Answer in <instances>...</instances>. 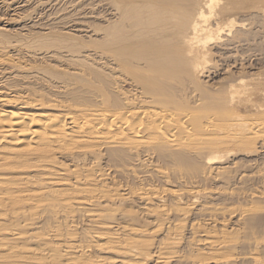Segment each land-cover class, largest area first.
<instances>
[{
    "label": "bare ground",
    "instance_id": "6f19581e",
    "mask_svg": "<svg viewBox=\"0 0 264 264\" xmlns=\"http://www.w3.org/2000/svg\"><path fill=\"white\" fill-rule=\"evenodd\" d=\"M28 1L31 2L32 0H28ZM28 1L26 4H28ZM57 1L58 3H64L65 6H67L66 7L67 9L72 8L70 10H73V9L75 10L77 6H80L79 5L80 2L82 1L84 2V0H57ZM85 1L88 2L91 0H85ZM98 1H96L97 3H95L94 1L93 2L99 5L100 2L102 1V3L104 4L103 6L106 7L104 11L105 10L107 11V15L105 16L106 18L103 17L106 21L101 20L103 22L105 21L104 23L106 24L102 26L103 22H101L102 23V25H100L101 27L98 26L96 28H91L92 30H89L90 26H89V29L85 28L87 30L85 31L84 29L86 34H90L88 36L86 35L88 42L87 40H84L85 43H81L77 39L73 38L72 34L70 36L69 35H62V36L52 35L53 37L51 36V38L46 39L47 38L46 35L49 33L48 31L49 29L47 30L48 31L47 34L45 33V35L43 36L41 35L38 37L39 40H41L39 44H38L39 41L37 42L38 38H35V42L30 41L33 44L35 43L33 46L35 45L37 47L42 46L43 49L39 51L34 50V52L25 51V53L23 54L30 56L29 57L30 59L27 58V60H31V58L33 57L37 59L38 57L40 59L48 58L51 61H54V63L52 62L54 64L53 66H52V63L50 64L46 61L48 63L47 65L48 68H46V66L43 67V69L28 68L27 65L26 66L22 65L21 63L22 61L17 62L15 61V59H12L11 58L12 56L8 58L6 57L7 59L3 58V60L0 61L3 65L7 66L5 72H10L8 73L9 76L5 78L6 81L8 80L10 82L11 80H13L16 84L12 86L11 83L13 81L11 83L8 82L9 85H11L12 87H10L9 89L7 87L6 89L5 88L0 89V106H1L0 108H2L0 110V264H24V263L29 262L27 260H30V262L33 261V262H37L41 264H92L93 262L90 259L88 253L91 252V249L92 250L99 249L97 251L102 250V252L103 250H106L105 243L102 244L103 243L102 240L103 241L106 240L105 242H107V240L111 241V243H109V246L110 244H113L111 249L117 250V251H119L118 249H120V251L124 252L122 256L125 255V259L123 261H118V262L113 261V260L102 261L104 262V264H142L143 262H148V261L149 262L154 261L157 264H170L171 262H175L177 264H239L240 262L241 264H245L244 262H247V264H264V256L263 255L261 256V254H264V251L261 252L262 249L260 246L263 240H258V241L256 240L258 238L257 232H256L257 238L255 236L254 238L256 239H253V240H255L257 243L259 241H262V242H259L257 244L254 241L256 243L255 245H252V242H251L249 246L252 245L255 247V248L253 247L254 250L252 248L253 251H251V253H250V250H249V253H242V254L241 253L238 254L239 252L236 253L237 250H239L238 247L242 245L244 248V246L248 245V242L250 243V241H253L251 239L253 238V236L251 235L253 233H251L250 231H246V228L242 226L243 227L242 229H245L243 238L245 239V236L247 237V235L249 234L250 236H252L251 238L250 237H248V239L246 238L247 243L244 244V241H243L244 239L240 235V231L243 232L244 230L238 231V229H240L241 225L245 223L244 220L246 218H250V216L251 217L254 216L253 215L255 214L253 213L254 211L258 212V210L255 209L257 207L256 204L260 203L259 199L263 198L264 193L258 192L257 194H254L256 189L252 190L251 191L252 194L251 192H249L251 195L248 193L249 195L248 198L251 201L247 198L248 195L246 196V198L249 200V203H251L252 201H253L252 203H254L256 199L259 200L258 203H256L257 201L255 202L256 207L254 209L252 207L254 205L251 206L252 207L251 209V207L248 205L249 203H246V202L244 203L245 204L244 206L245 207L249 206L250 208L249 207L245 208L244 206H243L244 208H239L242 206H239V207L237 206L238 207L237 209L233 208L235 206H231L230 208H223L222 205L220 206L219 205L216 206L214 204L208 205L207 203L205 204V202H203L204 204H202V200L204 201V199H206L207 195L209 194L207 193H206L207 195L205 194L206 188H204V186L203 188L205 189V191L195 186L197 184L194 181V179L197 177L199 178L203 177L202 180L204 181L205 178L214 177L215 175L217 178V177H220L224 173L227 174L226 176H228V179H229L230 175H228V173L230 172L231 174H233L234 172L233 171L227 172V170H231V169H227L224 167H223L224 169L221 168L222 163L220 166L219 165L220 161H222L226 157H229L230 154H234L236 151L237 152L247 151L249 154V153L256 152L258 149L259 150L261 149V151L262 149H264V80L263 81H261L260 79H259L260 81L258 79L248 80L244 78L237 79V81L235 80V82L232 80V83L229 82L230 83L229 85L227 84L228 82L224 83L227 85V87L224 86V89H223L224 91H221L220 89V92L218 93H216L215 91H213L215 93H213L212 91L207 92L209 90H206V91L199 90L201 89L200 87L202 85L199 86L201 83H200V80H198L200 77L202 76L204 77V75L206 74V71L208 69L205 71V69L207 68L205 66L209 63L211 64L213 63L211 62L213 61L212 60L214 56L213 53H216V52H213L214 48H217V51L219 50L217 55L219 54L225 55L226 53L229 54L231 52H234V50H237L240 46L243 45V43L245 46V43L250 41L245 36L246 35L245 33L248 32L253 26H255V24L253 23L254 19H257L259 21V18H260L261 23L264 21V8L253 6L250 10L254 11L256 9L257 12L255 10V13L252 14V18L247 19V20L238 21L237 20V18H239L238 14L249 13L250 11L249 9H245L241 7V0H101L100 2ZM17 2L18 1H16V3ZM8 3H6V5ZM12 4H9V5H12ZM42 4H38V5H41L42 7ZM44 4H46V2H44ZM1 5H3V3ZM16 6L18 7L17 4ZM87 6H89V4ZM91 7L89 8L90 10L88 11L92 10ZM23 8H24V3H23ZM58 8H56V10L59 11ZM99 8L101 9V7ZM76 11L79 13L81 17L83 16L84 10L81 7L79 8L77 7ZM75 12L73 11L71 15H74ZM18 14H17V17H18ZM29 14L27 15L26 13L27 15L26 18L27 17L29 18ZM85 15H88V12L87 14L85 13ZM93 15L95 16L96 14H93ZM58 16H56V18ZM75 16H76L75 18L78 17L76 13H75ZM59 17H63V16H59ZM68 17L69 18L65 17L66 18L65 22L68 19H71L70 16ZM81 17H78V18H81ZM84 17L87 18L86 16H83L82 18ZM10 18L11 17H9V19ZM96 18L98 19V17ZM212 18L214 22L210 23V21H212L211 20ZM20 19L23 20V17ZM13 21H15V19ZM16 21H18L17 18H16ZM60 21H57V24ZM73 21L75 22V20H71L69 22H66V24L64 22V24L67 26ZM62 22L59 24L60 26H63L64 28V25H61ZM32 23L34 24V22ZM38 23L42 24L40 22ZM261 23H258V24H261ZM39 24H38V27L40 26ZM36 25L37 24H35V26ZM48 25L47 27L52 26V24L49 26ZM71 25L72 24L69 25L70 28H71ZM44 28H46V26H44ZM51 28H50V31H51ZM60 28L62 29V27ZM2 31H3L2 32L3 36L5 35L4 33L7 34V31L4 32L3 29ZM52 32H55V31L52 30ZM68 32H79L80 33L81 31L79 30L69 31L68 30ZM29 39H27V41ZM81 39L82 37L80 38V40ZM14 44L11 46L16 48L17 46H19L20 43H18L17 41L18 45L16 46V43ZM247 45L249 46V44ZM19 47L16 49V52H20L21 54L24 50L21 49L22 48L21 46ZM32 47H29L30 48L29 50H31ZM1 49H5V47H1ZM43 50L44 52L40 53ZM21 55L19 56V58L21 57ZM222 55H221V58H222ZM34 60L33 62H35ZM43 62L44 64H46L45 60ZM28 63L30 64V62ZM2 64H0V66H3ZM212 67L213 66L209 68L208 66L210 70L214 69V67L213 68ZM207 75H209V73ZM103 76H105L106 78L108 77V79L109 80L111 79V81H115V83L110 81V86L112 87L113 85L114 87L115 85V87L118 88V90L115 91L116 93L115 96L117 97L122 96L121 101H123V104L121 101H118L121 103H118L116 100L115 101L119 104V106H121V108H119L118 104L117 105L115 104L116 102L114 101V99L113 101L115 103L112 101V99H110L112 97H115L114 95H110L109 93L108 95H110L109 96L110 98L105 95V92L107 91L105 90V88H103L104 87L103 84L106 78L103 80L104 78ZM185 76L194 80L195 82L193 83L195 85L197 83V85L195 86L193 84L194 85L193 87V85H191L192 81L190 82V85H188L189 83L187 84L188 80H185L184 78ZM189 78H186V79H189ZM108 79L105 80V82L106 81L108 82L109 81ZM182 80H184L183 82H186L188 87L192 86L193 89L195 88V91L191 88H188V89H191L190 91H194V92H191L193 94H188L187 92V95H186L185 92L188 91V89L185 86V92H184ZM0 81H1L0 82V85H1L5 80L2 82V79H1ZM26 81H31V82L27 84ZM107 82L105 84H107ZM30 84H33V87L39 86L42 88V90L44 88L45 90L46 89H53V91L56 90L57 96L54 97V99H50L48 97L47 99L49 100H43L42 99L44 96V95L42 96L43 91L40 93L39 87L38 88L36 87V90L33 89V87L28 88ZM121 86H129L135 92L141 93V95L143 96H140V95L138 96V94L135 92L133 93L137 94V96L131 97L129 95L131 93L129 94L126 93L127 95H129L127 96L124 93L126 90L124 89V87H123L124 92H122L124 94H122L119 91V88H121ZM111 87H110V90H111ZM196 89L199 90L200 92H197ZM202 89L204 88L202 87ZM113 90L115 89L112 88V91ZM117 91H118V95H117ZM83 92L85 93L84 95H83ZM119 92L122 95H119ZM182 92H184L187 97L190 96L192 100H190L189 97L188 98L192 102V105L193 104L195 105L194 107H192L191 104L187 102L188 100L185 101V99L182 100L181 98H179V95ZM94 93L97 94L96 96L102 97L100 102L98 100L99 98L97 99L96 97L94 98L91 97L94 95H90V94H94ZM44 94H45V91H44ZM69 94L74 99V102L76 99H79L77 100V102L81 101L80 103H78L79 106H77V103L75 106H73L75 107L74 111L73 112L71 111L70 113H68L70 111L69 110L70 108L69 109L67 108L66 101L68 99H69L68 100L69 102L70 100H72V102L69 103L70 105L74 102H73V99H70L71 97L68 98L67 95ZM135 94H132V95H135ZM86 95L87 96L90 95V97L87 98ZM40 96H42V98H40ZM65 97L66 99L67 98L68 99L66 100ZM84 97L88 100H85ZM83 100L87 102L82 103ZM67 109L69 110L68 112L66 111ZM159 150H161L162 155H166V153H168L169 156L171 155L173 157V158L172 157L167 158L165 156L167 158V161L169 159H173L174 161L173 165L177 164L174 168L172 163L170 164L171 160L167 162L169 163L168 165H172L173 169H176L175 171L176 173H178L179 178L176 176L174 177L178 178L177 179L178 181L187 180L188 182H190V185L193 184L192 189L188 190L186 188L188 191L183 190L182 188L179 187V185L181 184L177 186L178 188L184 191L183 193H181V191L178 193L175 191H171L170 190L171 188L169 189L168 185H167L168 186L167 188L169 190L165 188L166 190H163V191H159L156 188L154 189L152 187L144 188V186L143 188L142 186H140L141 187L140 189L138 188L139 184H137L136 186L137 188L135 187L136 185L135 182L139 181L136 177L139 178L140 176L141 178V175L139 174H141L143 170H140L141 171L140 172L139 169H141L140 167L142 166L144 167L145 175H148V174L152 175L153 173L155 174L157 173L159 178L162 180L163 179L166 180V178L168 177L167 174H164L165 172L164 170H166V167H165L166 164L164 165V162L166 161H164L163 159H166V158L159 155L163 158L162 159L160 157L164 161L163 162L157 156L159 162L160 161L163 162V166L165 167V169H163V166L158 165L160 168L162 167L163 169V171L161 170V172H159V169H157L156 171V167H158L157 165H155L156 167L153 168L155 170H152L151 168L153 166L151 167L149 164L150 161L153 159L154 155L156 154V152L157 151L159 152ZM162 151L166 153L163 154ZM104 152L105 153L109 152V153L116 154V155L118 154L117 159L118 158L123 159V161L120 159L121 163H119V165L122 164L124 160H126L127 158L125 155H123L125 154V152L131 153L129 155L135 154L134 155L135 157H138L139 154H144V156L142 155L141 156L144 157L145 160L144 159L141 160L140 163L142 165L140 164V167L138 165L139 168L136 167L137 166L136 164H133V166L136 165L135 167L138 169L136 170L139 172L138 174L139 176L136 174L138 172L135 170V168L130 167L131 163H129L130 161L129 158L131 157L129 156H128L129 160L128 159L126 160L128 161V163L126 161H125L126 163L124 162L125 168L123 167L124 165L122 166L120 165L121 167H119L118 165L114 164V167L115 166L119 167V168L117 167V169L115 168L116 171L123 167L124 174H125L126 167L127 168L130 167L136 171L135 173L136 177L134 176L135 174L134 175L132 173L131 175L127 174V178L125 180L129 179L128 178L129 176H130V179L133 176L132 178L133 181H134V178L137 179L134 182L129 179L130 181H132L131 183L135 185L128 184L131 186V188L134 186L137 191L133 190L135 191L133 192L128 189L130 191L128 192V190L125 189L123 186H118L119 185L118 183H117L118 185L114 183L116 185L115 187L113 188L110 187L108 184H111L110 181H113V178H112L113 176L111 177L110 175L111 169H108L109 170L107 171L108 173H105V170H107L108 167L104 169L100 166V161H102V159H99L100 161L99 160L94 161L93 159L94 162L90 160L92 163L90 165V163L88 162L89 159H92L90 157H93V158L95 157V160H96V157H99ZM75 155H77L78 159L79 157L81 158V162H82V158L86 156L89 157V159L87 158L88 159L87 162L91 166V167L89 166V169L91 168L93 172L95 171L100 172L102 171V169H104L103 172H100L101 174L98 172L99 173L98 177H97V172H95L96 177L93 176L94 178H96L95 182L98 180L99 182L98 184H101L100 187L98 186V187L93 188L91 185L85 182L90 187L86 186L82 178L84 180L89 179L87 176L88 174L83 173V177H82V175L80 174L82 172L79 173L78 171V170L81 171V169L78 168L77 170L76 168V167H80V165L82 164L81 162H78L80 163V165L77 166L78 164L77 163L75 167L71 165L72 163L71 164L69 163L71 166L68 165L69 167H67V164L65 163H68V162H64V164L66 165V168L64 167L65 169L60 167L61 168V170L59 169L60 171H57V172L54 171L55 169H53V167H57L56 164L60 163V162L56 163V161L58 160V157L56 156H64L67 159L72 158V161H73V157ZM103 156L101 155V158ZM112 156L114 157V155ZM142 157L139 156L138 158H142ZM105 158L107 159V157ZM109 158L110 160H114V159H111V156ZM133 159H131L132 163H134L135 162L134 160H136L137 158L134 160ZM152 161L155 164L156 161L155 162L154 160ZM117 162H114V163H117ZM110 164H113L112 161ZM126 164H130V165L127 166ZM215 164H218L219 167L215 168L214 166H218ZM58 166L60 165L58 164ZM86 166L88 167L87 164ZM87 167L84 166L83 168V169L86 168L85 169L86 172L88 169ZM110 167H113V166L110 165ZM168 168L170 169V166H168ZM131 170L127 169V171H130V172L134 171V170L132 171ZM224 170H226L227 173L222 172ZM92 171L91 173H93ZM123 171L121 172L120 175L118 174V178L119 176L124 175ZM22 172L25 175L21 174ZM32 172H33V176L30 177L29 175ZM15 173L16 174L18 173L17 174L18 176L20 175L19 177L17 176L18 177L17 179L16 178L14 179L12 177L13 174ZM36 173L37 175L38 173H40L41 175L39 176L41 177L40 178H37L39 176L35 177L34 174ZM60 173H63L65 175L63 177L70 176L71 178L75 179L74 182L78 181L79 183L82 180L83 185L85 184V187L82 186L81 184L82 182L79 184L78 183L76 184L84 187V189L86 187L89 188V189H86L85 191L83 189L82 192L87 193V196L88 194H90V197H92L90 198V200H92V204L95 206L101 207L99 208V210L100 209L102 210L104 208L101 206V204L104 205L103 203H108V205L110 204L114 206L116 202L119 201L118 200L119 195H117L118 194L117 192H119L118 188L123 187L124 192H122V194L123 193L124 194L123 196L121 194L120 197L128 196L127 198H129L130 201H131L130 199L131 197L132 200L135 199L136 201H138L136 202V204L137 203L142 204L143 207L139 206L141 208L140 211L138 210L137 211L135 210V211L138 212L140 216H143L142 219L145 217V220L146 219H150V220L153 219L154 221L157 220L156 222L158 224L160 223L161 225L160 224L157 225L156 222H153V221L152 222L153 224L154 223L156 224L155 226H157V228L159 229L162 228L163 229L162 231L166 230L165 237L162 236V238L165 240H163L162 244L159 241L158 243L159 247L156 248L154 247L155 242L151 240V238H153L152 236L155 237L154 234L157 233L155 231L156 227L154 228V230H151L149 233V231L147 230V227H146V230H143L145 227L144 222L142 224L144 225V227L141 226V228L143 229H141L140 227L137 228L133 226V224H130L133 227L129 226L128 225L129 222L128 224H126L127 219L132 220L131 218L133 216L131 218L129 217L133 214L131 212H130L131 214L129 213L130 210L126 211L127 208L125 210L123 208L124 206L123 205L121 206L122 211L121 213H119L121 214V217H123L124 214L126 215V212H128L130 215L128 216L127 214L128 217L126 216L127 217L126 221H123V224L124 222L126 224L124 225V227L118 226L119 228L116 229L114 232L112 231L111 234L101 233L102 231L100 233L98 232L94 233L95 231H93V233H89L92 231H88L87 233V231L82 229L86 232L85 238H87L86 240L87 242H86V245L85 243H83L85 242L84 236H83V234L85 235V233H82L81 240L83 239L84 241L82 242L83 244H81L80 242L77 241V238L74 237L77 234L75 231L76 228H73L74 226L70 228L66 223L65 225L63 223L64 226H62V224L59 225L58 223H62L60 221L57 222L58 219L61 218L60 216H58V219L55 220L56 222H54L52 219V215L53 216L55 214L59 215V213L60 215H62V213H64V215L67 213L70 215L71 214L70 212H73L74 206L77 208L79 206L81 207L83 206V205L76 206L75 203L77 201L74 202V198L67 197V196L65 197V194H62L64 192H60V191L58 192L53 189L54 187H57L59 189L58 186L62 184L63 182V179H60L61 177L59 178ZM237 173L240 174L239 172ZM171 174L174 175V173H170V175ZM234 174L231 175L232 176L231 179L234 178L233 176H236ZM21 175H24L25 177L26 176L27 177L23 178L24 176L21 177ZM153 177H154V180L157 179L156 180L157 182L161 181L158 178H156L157 176L154 174H153ZM122 178H123L122 180H124V176ZM170 178L172 177L171 176L168 177V179ZM176 178H173V181L176 180ZM220 178H222V176ZM243 178H245V176ZM243 178H239L237 180L239 181L240 179H243ZM248 178H245L243 180H246ZM68 179L70 180V178ZM68 179L66 180L68 181ZM147 179H145V181H147ZM149 179L148 180L150 182L154 181L152 178H149ZM252 179H254V177ZM233 180H235V178ZM243 180H240V181H243ZM16 181H19L20 184H17ZM23 181H26V184L27 185L29 184L28 187H31V188L35 183H37L38 184L37 190L33 192H28L29 190L28 188V190L26 189L27 190L26 192L25 189H22V187L25 188L27 186ZM89 182L90 184L91 182L92 184L95 183L94 180L93 181L90 180ZM166 182L167 181H164V183ZM176 182H173V183L177 184ZM229 182H232V181L230 180ZM73 183L71 184L72 186H73ZM170 183L169 185L171 186ZM30 184L32 185L30 186ZM126 184H127V181H126ZM145 184L147 183L144 182V185ZM150 184H152V182ZM150 184H147V185H150ZM78 185H75L74 183L75 188L77 187L79 188L80 186ZM128 185H126V187L130 188V186ZM117 186L118 188L117 190H115ZM66 188H69V187H66ZM111 189L114 191L111 192ZM22 190H24V192ZM75 190L76 189H74V191ZM79 190H80V193H82L81 192L82 189H79ZM224 190L226 191L227 189H224ZM66 191L65 193H70ZM113 192L117 194H113ZM222 192H223V189L219 193H222ZM85 193L83 194L82 198L88 199L87 196L84 197ZM245 193H246V190H245ZM261 193H263V195ZM60 194H62V196H60ZM107 194L108 195L111 194L112 196L109 197ZM223 194H219V195L224 196ZM229 194L231 195V193ZM236 194L239 195L240 193H236ZM230 195L228 196V198L233 197L232 195H231L232 197ZM71 196L73 195L71 194ZM170 196L174 197V200H176V202L171 199H170L171 202L168 201L171 206H173L172 205L173 203L175 205V203L178 202L176 205L177 207H175L174 210L172 208H170L171 210H169L168 208L170 206H168V208L166 207L167 206L166 198ZM122 199L123 198H121L120 200L123 201ZM187 200L188 202L189 201L193 202L192 206L194 205H196L197 207L200 206L198 210L194 209L196 211L195 213L192 211V208H195V206L192 208L185 207L187 203L185 201ZM241 200L242 198L240 199V201ZM131 202L133 206L134 203L133 201ZM182 202H185L184 208H182V204H181ZM117 203H119V206L118 204L117 206L118 208H120L121 203L120 202H117ZM122 204H124V202ZM153 204H155L156 207H154ZM135 205L134 207H136ZM132 206H130V208H132ZM75 207H74V213L81 208L80 207L77 210H75L76 209ZM125 207H128V206L125 205ZM92 208H96V207H92ZM114 208H117V207H114ZM114 208H112V210L110 209L111 211H113V213H109L110 215L112 214V217H113L112 220L115 219L114 216H116L119 210L118 208H117L118 210H115ZM25 209L27 210L29 209V211L33 210V212L31 211L32 213L28 215V211H24ZM123 209H124V212H123ZM80 210L77 212H80ZM106 210H107L106 212H108V209ZM47 211L48 213L50 212L49 214H51V212H57V213H54L52 215L44 213ZM87 211L89 212V209ZM103 211L105 212V209ZM131 211L134 213V210H131ZM114 212H115V215L113 216ZM260 212L261 211L258 212L259 213L258 215L262 214ZM7 213H9L10 215H8ZM80 213H83V212H80ZM97 213L99 214L92 215L93 212L92 214L90 212L91 215L89 217H86L85 214L84 215H85V218L89 219L90 223H91V220H92V223H97L95 221H99L100 219H101L100 221H103L102 219H105L103 217L105 215L107 216V213H105V215L102 212H97ZM192 213L197 214V217L199 218L200 217L204 218V220H202V222L194 221L191 224V227L189 228L190 230H192V232L189 231L192 234L190 233L189 234L190 236L191 235L193 236V238L191 239L192 241L191 242L189 241L190 243L188 242V244H190L189 248L194 250V248L201 247V249H197V250L195 249V252H198V253L193 254L192 256H189L188 258L185 256H188L189 254L185 255L183 253L184 254L183 255L181 250L179 251V246L183 244L181 241H183L182 239L185 235L184 233H186L184 232V229H186L187 226H185L182 221H179L181 219L178 220V218L184 217L183 219H186L185 217L192 215ZM26 214L29 216V218L26 217L27 216ZM43 214L44 215L47 214L51 216L50 217V222H52L51 225L55 224V227L54 228L52 226H51L52 228L49 227L51 228L49 231H46L49 228L47 229L44 228L47 233H45V231L44 233H42L41 231L42 234H40V229L43 230V228L38 229L37 227L38 221H40L39 226H41L40 223L42 222L43 223H45V221L49 222V220L43 221V219L46 218V217L43 218L44 216ZM109 214H108V218H111L109 217ZM235 214H237L236 218L238 217V219H236V221L235 219H232V218L231 219L232 221L234 220V222H237L236 224L239 227L237 229V233H239V235L238 234L236 235V233L234 234V231L232 232V230L229 227H227L228 226L227 223L229 222L228 221L226 222V220H229V219H226L227 216L230 217ZM57 215H55V217L53 218L55 219ZM64 215H62V217H65V219L68 221L69 219L67 217L69 216L67 215L66 217ZM135 215H137V213H134V218L137 217ZM80 216L82 215L80 214ZM171 216L172 217L177 216V218L174 217V221H172L170 219ZM116 218H117L116 221L120 219L118 217ZM62 219L63 218H61L60 220ZM122 219H125V217H123ZM71 220H73V222L75 221L73 218ZM185 221L186 220H184V222ZM199 221H201V219H199ZM63 222L65 221L63 220ZM71 222L69 221V223ZM108 222L106 221V223ZM137 222H141L139 221V216H138ZM137 222L134 225L140 226L139 224H137ZM234 222L232 226H235ZM132 223H134V221ZM8 224L10 225L8 226ZM109 224H106V225H109ZM115 224H117V222ZM21 225L22 227H20ZM77 225L79 227V223ZM94 225H98V224H94ZM106 225L104 227H108ZM117 225H119V223ZM35 226L37 227L39 231V233L37 234L34 233ZM210 226L214 229L220 226L219 227L220 231H217L216 229L215 230L211 229ZM32 227H34V230H33L34 232L29 231L31 232L29 233L28 230L31 229ZM204 227L206 228L203 229ZM100 228H102V225L100 226ZM227 228L230 229L232 233L230 232V230L228 231ZM37 229H36V232H38ZM258 230L259 229L255 231H258ZM162 231H159V232L165 233V231L164 232ZM233 234L236 236H240V237H237V239L241 238V240L243 241L241 245L238 246L237 244L238 242H240L239 239H238L239 240L238 242L236 241L237 243L235 242L234 240L235 238L233 237ZM106 235H108V237H103ZM196 237H198V239H196ZM232 237L234 238L233 240H232ZM249 238L251 240H249ZM259 238H262V237H259ZM152 241L154 242V244ZM250 247L249 249H251ZM259 248L261 249L260 252H259ZM202 249L206 251L203 252L201 251ZM179 252H181L182 255L179 254ZM141 260H142V263H141ZM100 262L101 260H99V263Z\"/></svg>",
    "mask_w": 264,
    "mask_h": 264
},
{
    "label": "rangeland",
    "instance_id": "374dc122",
    "mask_svg": "<svg viewBox=\"0 0 264 264\" xmlns=\"http://www.w3.org/2000/svg\"><path fill=\"white\" fill-rule=\"evenodd\" d=\"M5 1V2H4ZM0 0V5L3 3V5H1L0 6V58H2V59H0V61H2L3 60V58L4 59H7L8 57H11L12 59H15V61H17V62H21L22 63V65L23 66H26L27 65V67L28 68H33V69H43V67H45L46 66V68H48L47 67V65H48V63H54V61H51L50 59H46V58H44V59H40L39 57H38V59L37 58H35V57H33V58H31V60H27V58L28 59H30L29 57L30 56H28V55H26V54H23V53H25V51H28V52H34V50L35 51H39V50H41V49H43V47L42 46H40V47H37L36 45V47L35 46H33L34 44L32 43V42H35V38H38L39 36H43V35H45V33L47 34L48 33V31H49V33H51V34H47L46 35V39H48V38H51V36L52 35H71L72 34V36H73V38H75V39H77L78 41H80L81 43H85L84 42V40H87V42H88V39L86 38V35L88 36V35H90V34H86V32L85 31H87L86 29L88 28L89 29V26H90V29L89 30H92L91 28H96V27H101L100 25H102V23L101 22H103V21H101V20H105L104 18H106L105 16L107 15V11L105 10L104 11V9H106V7H104L103 5V3H102V1L101 0H96V1H98V2H100V4L98 5V4H95V3H97L95 0H91V1H88V2H86L85 0H84V2L82 1V2H80L79 3V5L80 6H77L78 8L79 7H81L84 11H83V16H86L87 18H82L80 15H79V13L76 11V9H77V7L75 8V10L73 9V10H70V9H72V8H70V9H67L66 7L67 6H65V4L64 3H58V1L57 0H32L31 2H29L28 0ZM12 3H14V4H12ZM16 1H18L17 3H16ZM27 1H28V4H26L27 3ZM48 1H49V3H48ZM52 3H51V2ZM57 1V2H56ZM9 2V3H8ZM20 2H21V4H20ZM39 2H41V3H39ZM42 2H43V4H44V2H46V4H42ZM54 2H55V4H54ZM6 3H8L7 5H6ZM23 3H24V8H23ZM91 3V4H90ZM95 5H94V4ZM9 4H12V5H9ZM16 4L18 5V7L16 6ZM30 4V5H29ZM38 4H42V7H41V5H38ZM83 4H85V5H83ZM89 4V6L91 7V11H88V10H90L89 8V6H87ZM93 4V5H92ZM102 4V5H101ZM13 5H15V6H13ZM22 5V6H21ZM25 5H27V6H25ZM36 5H37V7H36ZM46 5V6H45ZM58 5V6H57ZM59 5H60V7H59ZM83 5V6H82ZM9 8H8V7ZM61 6H63V7H61ZM95 6H96V8H95ZM253 6H255V7H261V8H264V0H241V7L242 8H245V9H251ZM15 7H17V8H15ZM27 7V8H26ZM39 7V8H38ZM59 7V8H58ZM84 7V8H83ZM99 7H101V9L99 8ZM13 8V9H12ZM56 8H58L59 9V11L58 10H56ZM66 9V10H64V9ZM87 8V9H86ZM5 9H7V10H5ZM11 9V10H10ZM22 9V10H21ZM26 9V10H25ZM62 9H63V11H62ZM100 9V10H99ZM10 10V11H9ZM22 13H20L19 11ZM33 10V11H32ZM87 10V11H86ZM96 10V11H95ZM102 13H100L99 11ZM256 10V9H255ZM255 10L253 11V10H250L249 11V13H240V14H238V16H239V18H237V20L238 21H242V20H247V19H251L252 18V14H254L255 13ZM4 11V12H3ZM16 11V12H15ZM31 11V12H30ZM62 11V12H61ZM70 11V12H69ZM72 11V12H71ZM73 11L76 13V15H78V17H81V18H75L76 16H75V13H74V15H71L72 13H73ZM94 11V12H93ZM11 12V13H10ZM34 12V13H33ZM41 12V13H40ZM87 14V12H88V15H85V13ZM90 12V13H89ZM95 12H97V13H95ZM105 14H104V13ZM252 12V13H251ZM256 12H257V10H256ZM13 13V14H12ZM19 13V14H18ZM26 13H27V15L29 14V18H30V16H31V18L29 19L28 17V19L26 18ZM57 13H58V15L59 16H63V17H59L58 15H57ZM63 13V14H62ZM68 14V15H66V14ZM92 13V14H91ZM17 14H18V17H17ZM24 14V15H23ZM35 14V15H34ZM45 14V15H44ZM64 14H65V16H64ZM90 14H91V16H90ZM93 14H96L95 16L93 15ZM8 16V18H7V16ZM12 15V16H11ZM14 15V16H13ZM16 15V16H15ZM22 15V16H21ZM37 15V16H36ZM49 15H51V16H49ZM53 15V16H52ZM94 17H93V16ZM100 15V16H99ZM3 16H4V18H3ZM56 16H58L57 18H56ZM68 16H70V18L71 19H68L69 21H71V20H75V22L73 21V22H71L70 24H72L71 25V28H70V24L69 25H65L66 24V22H69L68 20L65 22V20H66V18L65 17H67V18H69ZM72 16V17H71ZM88 16H90V17H88ZM102 16V17H101ZM238 16H236V17H238ZM9 17H11L10 19H12V20H10L9 19ZM23 17V20H21L20 18H22ZM43 17V18H42ZM51 19H50V18ZM56 19H55V18ZM96 17H98V19L96 18ZM104 17V18H103ZM259 17V16H258ZM258 17H256V18H258ZM15 19V21H13L14 19ZM16 18H17V20L18 21H16ZM26 18V19H25ZM36 18V19H35ZM64 20H62V19ZM93 18V19H92ZM20 19V20H19ZM50 19V20H49ZM53 19V20H52ZM58 19V20H57ZM87 20V22H86V20ZM89 19H91V20H89ZM95 19V20H94ZM100 19V20H99ZM10 20V21H9ZM25 20V21H24ZM60 21V20H62V21H60V22H58V24H57V21ZM80 20V21H79ZM84 20V21H83ZM94 20V21H93ZM96 20H98V21H96ZM212 21H210V23H212V22H214L213 21V18L211 19ZM13 21V22H12ZM48 21H49V23H48ZM54 22V24H53V22ZM79 21V22H78ZM83 21V22H82ZM91 21H93V22H91ZM106 21V20H105ZM104 21V22H105ZM32 22H34V24L32 23ZM36 22V23H35ZM38 22H40V23H42V24H39ZM62 22V24L61 25H64V28H63V26H60V24L59 23H61ZM64 22H65V24H64ZM78 22V23H77ZM90 22V23H89ZM103 22V25L102 26H104V24H106V23H104ZM9 23V24H8ZM51 25L52 24V28L48 25ZM77 23V24H76ZM83 24V25H81V24ZM88 24V25H86V24ZM92 23H94V24H92ZM99 23V24H98ZM101 23V24H100ZM253 23L255 24V26H253L251 29H253V30H249L248 32H246L245 34V36L250 40V41H248V42H246L245 43V46L247 45V44H249V46L247 45L246 47L244 46V43H243V45L242 46H240L237 50H234V52H231V53H229V54H225V55H222V54H219L220 55V57H219V55H217V53L219 52V50L217 51V48H214V50H213V52H216V53H213V61H211V62H213L212 64L211 63H209V64H211V65H209V64H207L205 67H207L206 69H205V71H206V74L204 75V77L202 76V77H200L198 80H200V85H199V83H198V85L199 86H201L200 88L201 89H199V90H209V91H207V92H213V91H215L216 93H218V92H220V89H221V91H224L223 89H224V86H226L227 87V85L226 84H224V83H226V82H228L227 84L229 85L230 83H232V80L235 82V80L237 81V79H241V78H244V79H248V80H250V79H260L261 81H263L264 80V21L261 23V19L259 18V21L257 20V19H254L253 20ZM258 23H261V24H258ZM29 24V25H28ZM34 26H33V25ZM35 24H37L36 26H35ZM38 24L40 25L39 27H38ZM74 24H75V26H74ZM80 24V25H79ZM91 24V25H90ZM24 25V26H23ZM42 25V26H41ZM47 25L51 28V31H50V28L49 27H47ZM54 25V26H53ZM77 25V26H76ZM78 25H79V27H78ZM85 25V26H84ZM93 25H95V26H93ZM97 25V26H96ZM261 25V26H260ZM7 26V27H6ZM28 26H30V27H28ZM44 26H46V28H44ZM66 26V27H65ZM81 26V27H80ZM87 26V27H86ZM23 27V28H22ZM26 27V28H25ZM32 27V28H31ZM54 27V28H53ZM60 27H62V29L60 28ZM72 27H73V29H72ZM76 27V28H75ZM83 27V28H82ZM28 28V29H27ZM67 28V29H66ZM86 28V29H85ZM255 28V29H254ZM2 29L4 30V32L5 31H7V34H8V32H9V34L7 35L6 33H4L6 36H7V38H6V36L4 35L3 36V31H2ZM44 29H46V30H44ZM49 29V30H48ZM72 29V30H71ZM81 31L80 33L79 32H68V30L69 31ZM81 29H83V30H81ZM84 29H85V31H84ZM9 30V31H8ZM42 30H44V31H42ZM48 30V31H47ZM52 30H54L55 32H52ZM47 31V32H46ZM85 32V33H84ZM1 33H2V35H1ZM67 33H69V34H67ZM83 33V34H82ZM40 34V35H39ZM26 35V36H25ZM248 35V36H247ZM4 38H3V37ZM9 36V37H8ZM25 36V37H24ZM30 36V37H29ZM71 36V37H72ZM78 36V37H77ZM85 37V39H84V37ZM28 37V38H27ZM53 37V36H52ZM77 37V38H76ZM82 37V41L80 40V38ZM22 38H26L25 40L24 39H22ZM30 38V39H29ZM32 38V39H31ZM18 39V40H17ZM27 39H29L28 41H27ZM33 39H34V41H33ZM14 41H16V42H14ZM17 41H18V43H20L19 44V46H21L22 48V50H24L21 54L22 55H24V56H22L21 54H20V52H16V49L19 47V46H17L18 44H17ZM20 41V42H19ZM28 43H27V42ZM30 41H32V42H30ZM39 41V42H38ZM40 41L41 40H39V38L37 39V42H38V44L40 43ZM4 43V44H3ZM5 43H7V44H5ZM14 43H16V48L15 47H12L11 45H13ZM31 43V44H30ZM37 44V43H36ZM6 45H7V47H6ZM15 45V44H14ZM26 45H28V46H26ZM30 45V46H29ZM10 46V47H9ZM34 48H36V49H34ZM65 46V45H64ZM1 47H5V49H7V50H5V49H1ZM25 47H26V49H25ZM29 47H32V49L31 50H29L30 48ZM42 47V48H41ZM11 48H13V49H11ZM20 48V47H19ZM4 50V51H3ZM10 50V51H9ZM216 50V51H215ZM236 51V52H235ZM8 52V53H7ZM44 52V50L42 51V52H40V53H43ZM12 53V54H11ZM237 53V54H236ZM19 54V55H18ZM10 55V56H9ZM21 55V57L19 58V56ZM221 55H222V58L224 59H222L221 58ZM230 55V56H229ZM231 55H232V57H231ZM233 55H234V57H233ZM216 56V57H215ZM224 56H226V57H224ZM7 57V58H6ZM24 57H26V58H24ZM229 57V58H228ZM222 60H220V59ZM21 59H23V60H21ZM26 59V60H25ZM35 59V60H34ZM33 60L35 61V62H33ZM42 60V61H41ZM45 60V63L46 64H44V61ZM27 61V62H26ZM41 61V62H40ZM48 63H47V62ZM50 61V62H49ZM28 62H30V64L28 63ZM31 62H33V63H31ZM36 63V64H35ZM52 63V66L54 65ZM0 64H2L1 62H0ZM25 64V65H24ZM29 64V65H28ZM31 64H33V65H31ZM49 64V65H50ZM3 65V64H2ZM51 66V67H52ZM208 66H209V68L211 67V66H213L214 67V69L213 70H210L209 68H208ZM36 67V68H35ZM38 67V68H37ZM212 67V68H213ZM217 67V68H216ZM6 68H7V66H5V65H3V66H0V69H1V73H0V80L2 79V82L5 84H1L0 85V89H2V88H5L6 89V87L9 89L10 87H12L14 84H15V82L13 81V80H11L10 82L7 80L6 81V77H8L9 76V74L8 73H10V72H5V70H6ZM45 68V69H46ZM211 68V69H212ZM216 69V70H215ZM209 70H210V72H209ZM215 71V72H214ZM209 73V75H207L208 73ZM207 75V76H206ZM104 77V78H103ZM102 78H103V80L106 78L105 76H103ZM117 78H119V77H117ZM185 78V80H188L187 81V84L188 85H190V82L192 83L191 85H193L194 83L193 82H195L194 80H192L191 78H189V77H187V76H185L184 77ZM186 78H189L190 79V81H189V79H186ZM108 79V77L105 79V80H107ZM231 79V80H230ZM10 80V79H9ZM105 80H104V84H103V88H105V90L107 91V92H105V95L107 96V97H109L110 95H114L115 96V91L116 90H118V88L117 87H115V85H114V87H113V85H112V87L110 86V81H111V79L107 82V84H105L106 82H105ZM259 80V81H260ZM14 83H13V82ZM184 80H182V82H183ZM1 82V81H0ZM11 83V85H9V83ZM27 82V84L29 83V82H31V81H26ZM111 82H114L115 83V81H111ZM197 82V81H196ZM199 82V81H198ZM230 82V83H229ZM7 83V84H6ZM223 83V84H222ZM26 84V85H27ZM185 84V85H184ZM187 84H186V82H183V90H184V92H185V86H186V88L188 89V88H191V89H193V87H194V85H193V87L191 86V87H188L187 86ZM16 85V84H15ZM196 85H197V83H196ZM195 85V86H196ZM221 85H223V86H221ZM36 86V85H35ZM221 86V87H220ZM33 87V84H30L29 86H28V88H32ZM37 87V86H36ZM36 87H33V89H35L36 90ZM39 87V86H38ZM37 87V88H38ZM108 87V88H107ZM110 87H111V90H110ZM123 87H124V89H126L125 90V92H124V89H123ZM129 86H121V88H119V91L122 93V92H124L125 94L126 93H131V94H129L131 97H133V96H137V94H138V96L140 95V96H143V95H141V93H137V92H135L133 89H131V87H129ZM198 87V86H197ZM202 87L204 88V89H202ZM112 88H114L115 90H113L112 91ZM199 88V87H198ZM40 89V90H39ZM39 92L41 93L42 91V96L44 95V96H46V97H44L43 96V98H42V96H40V98H42L43 100H49V99H47L48 97L50 98V99H54V97H56L57 96V94H56V90L55 91H53V89H46L45 90V88L42 90V88L41 87H39ZM186 89V90H187ZM191 89H188V91H186L185 93H186V95H187V92H188V94H193V93H191V92H194L195 91V88L193 89L194 91H190ZM216 89H218V90H216ZM74 90V89H73ZM76 90V89H75ZM104 90V91H105ZM199 90H197L196 89V91L197 92H200ZM6 91V90H5ZM44 91H45V94H44ZM109 91V92H108ZM127 91V92H126ZM120 92H119V95H122V94H124V93H122V94H120ZM133 92H135V93H137V94H135V93H133ZM184 92H182L180 95H179V98H181L182 100L183 99H185V101H187V102H189L190 104H191V106L192 107H194L195 105L193 104L192 105V102L190 101V100H192L191 98H190V96H188L189 98H190V100H189V98L185 95V93ZM215 92H213V93H215ZM107 93V94H106ZM110 93V95H108ZM85 93L83 92V95H84ZM132 94H135V95H132ZM195 94H196V92H195ZM41 95V94H40ZM88 95V94H87ZM86 95V96H87ZM90 95H94V96H91L92 98H94V97H96L98 100H99V102L101 101V99H102V97H98V96H96L97 94H90ZM90 95L89 96H87V98L88 97H90ZM117 95H118V91H117ZM127 95V94H126ZM129 95H127V96H129ZM182 95H184V96H182ZM197 95H198V93H197ZM68 96V98L69 97H71L70 99H73L72 98V96H70V94L69 95H67ZM112 97V96H111ZM122 96H115V97H112V98H110V99H112V101H113V99H114V101L116 100L117 102L118 101H121V98ZM130 97V98H131ZM46 98V99H45ZM67 98V99H68ZM85 98V97H84ZM83 98V99H84ZM91 98V99H92ZM65 99H66V97H65ZM66 99V100H67ZM82 99V98H81ZM80 99V100H81ZM118 99V100H117ZM65 100V101H66ZM69 100V99H68ZM66 101L67 103H66V105H67V108L70 110H66L68 113H70L71 111L73 112L74 111V108L75 107H73V106H75L76 105V103H77V106H79V104L78 103H80L81 101H78L77 102V100H79V99H76L75 100V102H74V99H73V102L74 103H72L71 105L69 104L70 102H72V100H70V102L69 101ZM85 100H88V99H86L85 98ZM85 100H83V102L82 103H84L85 102ZM89 100H90V98H89ZM113 101V102H114ZM115 101V102H116ZM87 102V101H86ZM85 102V103H86ZM89 102V101H88ZM114 102V103H115ZM115 103L116 105L118 104V103H121L122 102V104H123V101H121V102H118V103ZM81 103V104H82ZM69 104V105H68ZM85 105V104H84ZM83 105V106H84ZM88 105V104H87ZM69 106V107H68ZM71 106V107H70ZM76 106V107H77ZM82 106V105H81ZM114 106V105H113ZM118 106H119V104H118ZM117 106V107H118ZM1 107V106H0ZM72 108H73V110H72ZM119 108H121V106H119ZM2 108H0V110H1ZM64 113H65V111H64ZM259 151H260V153H259ZM264 149H262V151H261V149L259 150H257L256 152H254V153H249L248 154V152L247 151H236L234 154H230V156L229 157H226V158H224L222 161H220L219 162V165L221 166V163H222V166H221V168H227V169H231V170H227V172H229V171H233L234 173V175H238L237 177L236 176H233L234 178H235V180H233L234 178H232L231 179V175H233V174H231L230 172L228 173V175H230L229 177V179H228V176H226L227 174H220L221 176H222V178H220V177H217L216 178V175L214 176V177H210V178H205L204 179V181L202 180L203 179V177H201V178H199V177H197V178H195L194 179V181H195V183L197 184V185H195V186H197L199 189H203L204 191H205V189L204 188H206V191H205V194L207 193V194H209V195H207V198L206 199H204V201L202 200V204H204L203 202H205V204L207 203L208 205H210V204H214V205H222L223 206V208H230L231 206H235V207H233L234 209H237L239 206H242V207H239V208H244L245 206V202L246 203H249V195H248V193L249 192H251L252 190H255V193H254V191H253V193L254 194H257L258 192L260 193V192H263L264 193ZM106 152V151H105ZM103 153L104 154V156H103V154H101L103 157L101 158V155L99 156V157H96V160H95V157L93 158V157H90V158H92V159H89V157H84V158H82V162H81V158L79 157V159H78V157H77V155H75L74 157H73V161H72V158L70 159V158H66V157H64V156H56V157H58V160L56 161V163H58V162H60V163H58L60 166H58V164H56L57 165V167H53V169H55L54 171H60L61 170V168H66V165L65 164H67V167H69V166H71V165H73L74 167H75V165L78 163V162H81L82 164L80 165V163H78L77 164V166H79L80 165V167H82V168H80V167H76L77 168V170H78V168L79 169H81V171L80 170H78L79 171V173L80 172H82V173H80L81 175H82V177H83V173H85V174H88L87 176H88V178L89 179H83L82 177V180L84 181V183L85 182H87L89 185H91L93 188H95V187H100V185L101 184H98L99 182H98V180L95 182V179L96 178H94V177H96V173L95 172H97V177H98V175H99V173L100 172H103V170L104 169H106L107 167V170H105V173H108L107 171H109L108 169H111L110 170V172H111V177L113 178V181H110L111 182V184H108L110 187H115L116 185H118V186H123L125 189H129V190H131V191H133V190H135V191H137L136 189H135V187L137 186V184H139L138 185V188H140L141 189V187L140 186H142V188H143V186H144V188H156L157 190H159V191H163V190H166L165 188H167L168 186H169V189L171 190V191H175V192H180L181 191V193H183L184 191L183 190H190V189H192L193 188V184H191L190 185V182H188L187 180L185 181V180H183V181H178L177 179L179 178V176H178V173H176V169H173V166H174V168H175V166L177 165H173V159H169L168 161H167V158L169 157V158H171L172 156L170 155L169 156V154L168 153H166V152H164V151H162L163 152V154H165L166 153V155H162V153H161V150H159V152H160V154H159V152L157 151L156 152V154L154 155V157H153V159L152 160H154V162H155V164L153 163V161L151 160L150 161V166L152 167L151 169L152 170H155V169H153V168H155L156 166L155 165H161V166H163V162L164 161H166V162H164V165H165V167H166V170H164L165 172H164V174H167L168 175V177H172V178H170V179H168V177L166 178V180H162V179H160L159 178V176L157 175V173L155 174V173H153L154 175H156L157 177L156 178H158L159 180H161V181H159V182H157L156 180L157 179H155L154 180V177H153V174L151 175V174H148V175H145L144 174V167L142 166V167H140V162H141V160L142 159H144L145 160V158L144 157H142V156H144V154H139L138 155V157L140 156V157H142V158H138V157H135L134 155L135 154H132V155H129V154H131V153H128V152H125V154H123V155H125L127 158H126V160L129 158V157H131V158H129L130 159V161H131V159H136V160H134L135 162L134 163H132V161L130 162L129 161V163H131V165L130 164H126L127 166H129L130 165V167H134L135 168V170L137 169L136 167H138V165H139V167L141 168V169H139V171L140 170H143V172H141V174H139V172L138 173H136V171L134 170V169H132V168H130V167H126V170H125V174H124V169H123V167L125 168V163L127 162L128 163V161H126V160H124V162L122 163V164H120L121 166L122 165H124L122 168H120L122 171H123V174L124 175H121L122 177L124 176V180L127 178V174H130L131 175V173L134 175L135 173L138 175H141V178H140V176H139V178L138 177H136V174L134 175L139 181H136L137 179H135L134 178V181H136L135 182V184H133V183H131L133 180H132V178H133V176L131 177V179H130V176L128 177L130 180H132V181H130L129 179H127V180H125V182H124V180H122L123 178L121 177V176H119V178H118V174L120 175L121 174V170L120 169H118L117 171L118 172H120V173H118L117 171H116V169H117V167L119 166V167H121L120 165H119V163H121L120 162V159L123 161V159L122 158H118L117 159V155L116 154H112V153H109V152H107V153ZM262 152V153H261ZM157 153H158V155H157ZM240 153V154H239ZM261 154V155H260ZM263 154V155H262ZM106 155V156H105ZM112 155H114V157L112 156ZM142 155V156H141ZM159 155H161L162 157H164V158H166V159H163L161 156H159ZM168 155V156H167ZM232 155V156H231ZM251 155H253V156H251ZM260 155V156H259ZM111 156V159H114V160H110V157ZM129 156V157H128ZM155 156H156V158H155ZM161 159V161H163V162H159V160H158V157ZM166 156V157H165ZM246 156V157H245ZM61 157V158H60ZM105 157H107V159L105 158ZM250 157V158H249ZM64 158V159H63ZM66 158V159H65ZM75 158H77V159H75ZM89 159V161H88V159ZM98 158V159H97ZM104 158V159H103ZM173 158V157H172ZM228 158V159H227ZM70 159V160H69ZM93 159H94V161H97V160H99V159H102V161H100V166L102 167V168H104V169H102V171H95V172H93L92 171V169L90 168L89 169V166L92 164L91 163V161L90 160H92L93 161ZM106 159V160H105ZM128 159V160H129ZM140 161H139V160ZM66 160V161H65ZM69 160V161H68ZM109 164H107L105 161ZM110 162H109V161ZM171 160V161H170ZM75 161V162H74ZM90 163V165H89V163ZM93 161V162H94ZM111 161H112V163L113 164H110L111 163ZM118 161V162H117ZM170 161V164L172 163V165H168L169 163H167V162H169ZM64 162H68V163H65L64 164ZM86 162V163H85ZM114 162H117V163H114ZM157 162H159V163H157ZM226 162V163H225ZM255 162V163H254ZM257 162V163H256ZM62 163V164H61ZM71 165H70V164ZM73 163H75V164H73ZM152 163V164H151ZM224 163V164H223ZM86 164L88 165V167L86 166ZM102 164V165H101ZM114 164H116V165H118V166H115L114 167ZM133 164H136L135 166H133ZM175 164V163H174ZM232 164V165H231ZM62 165V166H61ZM69 165V166H68ZM83 165V166H82ZM110 165L111 166H113V167H110ZM142 165V164H141ZM170 166V169L168 168V166ZM215 165H218V164H215ZM219 165L218 166H214L215 168L216 167H219ZM228 165V166H227ZM235 165V166H234ZM258 165V166H257ZM84 166L85 167H87L88 169H87V172L85 171V169H83L84 168ZM149 166V167H150ZM156 167V171H157V169H159V172H161V170L163 171V169H165V167L163 166V169H162V167L160 168V167ZM232 166H234V167H232ZM251 166V167H250ZM59 167V168H58ZM61 167V168H60ZM91 167V166H90ZM110 167V168H109ZM118 167V168H119ZM138 167V168H139ZM64 168V169H65ZM113 168H114V170H113ZM116 168V169H115ZM223 168V169H224ZM60 169V170H59ZM127 169L129 170H134L133 172H130V171H127ZM150 169V168H149ZM168 169V170H167ZM218 169V168H217ZM261 169V170H260ZM94 173H91V171ZM131 170V171H132ZM226 170H224V171H222V172H226ZM84 171V172H83ZM88 171H90V172H88ZM113 171V172H112ZM127 171V172H126ZM171 171V172H170ZM235 171H237V172H239L240 174H238L237 172H235ZM259 171V172H258ZM99 172V173H98ZM116 172H117V174H116ZM129 172V173H128ZM226 172V173H227ZM258 172V173H257ZM261 172V173H260ZM115 173V174H114ZM169 173V174H168ZM170 173H174V175L173 174H171L170 175ZM243 173V174H242ZM249 173V174H248ZM254 173H256V174H254ZM263 173V174H262ZM16 174V173H15ZM13 174V178L15 179H17L19 176L16 174ZM21 174H24L23 172L21 173ZM27 174V173H26ZM29 174V173H28ZM93 174V175H92ZM101 174V173H100ZM143 174V175H142ZM245 174V175H244ZM25 175V174H24ZM24 175H21V177H23ZM39 175H41L40 173H38V175H37V173L36 174H34V176L35 177H37V176H39ZM90 175V176H89ZM92 175V176H91ZM117 175V176H116ZM126 175V176H125ZM149 175H151V176H149ZM173 175V176H172ZM214 175V174H213ZM212 175V176H213ZM242 175H243V177L245 176V178H248V179H246V180H243V179H245V178H243L242 177ZM261 175V176H260ZM15 176V177H14ZM18 176V177H17ZM30 177H32L33 176V172L32 173H30V175H29ZM63 176H65L63 173H60L59 174V178L60 179H63V182H62V184H60L58 187H59V189L57 188V187H54L53 189L55 190V191H60V192H64V193H62V194H65V197L67 196V197H72V198H74V202L75 201H77L75 204H76V206L78 205H83L82 207L81 206H79L78 208H80L79 210H80V212H85L84 214L86 215V217H89L91 214H92V212H93V214L92 215H97V214H99V213H97V212H104L103 210L105 209V212L103 213L104 215H105V213H107V216L105 215L103 218H105V219H102L103 221H95V222H97V223H92V220H91V223L89 222V219L88 218H85V215L83 214V213H80V212H77V211H79V210H77L78 208L77 207H75L76 209L75 210H77L75 213H74V207H73V212H70L71 214L69 215L68 213L67 214H65L64 215V213H62V215H64V216H66L67 217V215L69 216V217H67L69 220L67 221L66 219H65V217H62V215H60V213H59V215H57V214H55V215H57L56 216V218L54 219L53 217H55V215L53 216L52 214H54V213H57V212H51V214H49L48 213V211L47 212H44V213H47V214H49V215H52V219H53V221L54 222H56L55 220H57L58 219V216H60L61 218H63L62 220H60V219H58V221L57 222H62V223H58L59 225L60 224H62V226H64L65 225V223L70 227V228H72L73 226V228H76L75 229V231H76V236H74L75 238H77V241L78 242H80L81 244H83V243H85V245H86V240H87V238H85L86 237V232L85 231H87V233H88V231H92V232H89V233H93V231H95L94 233H96V232H98V233H100L101 231V233H104V234H111L112 233V231L114 232L116 229H118L119 227H124V225H126V224H128V222H129V226H132V225H130V224H133V226H135V227H140L141 228V226L142 227H144V225H145V227H144V229L143 228H141V229H143V230H146V227H147V230L149 231V233H150V231L151 230H154V228H155V231L157 232L156 234H157V236H156V234H154L155 235V237L154 236H152L153 238H151V240H153L154 242H155V244H154V242H153V244H154V247H159V241H160V243L162 244L163 243V240H165V239H163L162 238V236L163 237H165V235H166V230H164L165 231V233H161V232H159V231H162L163 229L162 228H157V226H155L156 224L157 225H159L156 221H154L153 219H146L145 220V217L142 219V217L143 216H140L139 214H138V212H136L137 210L138 211H140V207H143V205L142 204H140V203H137L136 204V202H138V201H136L135 199L134 200H132V198L130 197V199H131V201H133V206H132V202L129 200V198H127L128 196H124V197H120L121 196V194H122V192H124V188L123 187H121V188H123V189H121L120 187L118 188V186L115 188V190H117V188L119 189L118 191L120 192H117V193H114L113 192V194H117V195H119V197H118V200L119 201H117V202H120L121 204H120V208H118V206H119V203H117L116 202V206L114 205H108V203H103L104 205H102L101 204V206L102 207H104L102 210L100 209L99 210V208H101L100 206L98 207V206H95V205H93L92 204V200H90V198H92V197H90V194H88V196H87V193H85V192H82L83 191V189H84V187H85V184H86V186H88V187H90L87 183H85L84 185H83V181L81 180V182H79V183H81L82 184V186H84V187H82V186H80V185H78L79 183H78V181H75L74 182V180L75 179H73V178H71L70 176H66V177H63ZM94 176V177H93ZM116 176V177H115ZM174 176H176V177H178V178H176V177H174ZM224 176V177H223ZM240 176V177H239ZM247 176V177H246ZM27 177V176H26ZM25 176L23 177V178H26ZM41 176H39V177H37V178H40ZM70 178V180L72 181H70L68 178ZM90 177H91V179H90ZM93 177V178H92ZM145 177H149V178H152L154 181H151L152 182V184H150L151 182L147 179V178H145ZM254 177V179H252ZM115 178V179H114ZM173 178H176V180H174L173 181ZM220 178V179H219ZM224 178V179H223ZM239 178H243V179H240V180H243V181H238L237 179H239ZM251 178V179H250ZM260 178V179H259ZM66 179H68V181L66 180ZM98 179V178H97ZM145 179H147V181H145ZM151 179V180H152ZM180 179H181V177H180ZM199 179H201V180H199ZM216 179V180H215ZM219 179V180H218ZM90 180H94V184H92V182H91V184H90ZM123 182H122V181ZM229 180H231L232 182H227V181ZM257 180V181H256ZM260 180V181H259ZM114 181H116V182H114ZM126 181H127V184H126ZM133 181V182H134ZM142 181H144V182H146L147 184H150V185H147V184H145L144 185V182H142ZM149 181V182H148ZM156 181V182H155ZM164 181H167L166 183H164ZM176 182V181H178V182H180V183H178V182H176L177 184H174L173 182ZM250 181V182H249ZM17 182V184H20V182L19 181H16ZM25 184H26V181H23ZM70 184H68V183ZM75 183V185H78V186H80V187H82V188H78L77 186V188H75V186H74V183ZM110 182H108V183H110ZM121 182V183H120ZM130 182V183H129ZM140 182V183H139ZM142 182V183H141ZM171 184V186L169 185V183ZM184 182V183H183ZM187 182H188V184H187ZM234 182H235V184H234ZM241 182V183H240ZM243 182V183H242ZM247 182V183H246ZM260 182V183H259ZM66 183V184H65ZM73 183V186L71 185ZM76 183H78V184H76ZM114 183H116V185L114 184ZM118 183V184H117ZM155 183V184H154ZM160 183V184H159ZM162 183V184H161ZM182 183H183V185H182ZM186 183V184H185ZM201 183H203V184H201ZM233 183V184H232ZM245 183V184H244ZM36 184V185H35ZM33 186H32V188L31 187H28L29 186V184L26 186V185H24V186H26L25 188H23L22 186H20V187H22V189H25V191L27 192V190H28V188H29V190H31V191H29L28 190V192H33V191H36L37 190V183H35ZM69 186H68V185ZM97 186H96V185ZM128 184H132V185H135V187L133 186L132 188H131V186L130 185H128ZM154 184V185H153ZM164 184V185H163ZM179 184H181V185H179ZM186 186H185V185ZM232 184V185H231ZM238 184V185H237ZM32 184H30V186H31ZM65 185V186H64ZM112 185H114V186H112ZM125 185V186H124ZM126 185H128V186H130V188H128V187H126ZM152 185V186H151ZM168 185V186H167ZM177 185H179V187L180 188H182L183 190H181L180 188H178V186ZM242 185V186H241ZM243 185H244V187H243ZM259 185V186H258ZM71 186V187H70ZM160 186V187H159ZM189 186V187H188ZM203 186H204V188H203ZM20 187H19V189H20ZM63 187V188H62ZM66 187H69V188H66L67 189V191H66V189L65 188ZM163 187V188H162ZM253 187H255V188H253ZM31 188V189H30ZM38 188H39V186H38ZM62 188V189H61ZM71 188V189H70ZM76 189L75 191H74V189ZM137 188V187H136ZM160 188H162V189H160ZM173 188V189H172ZM174 188H176V189H174ZM178 188V189H177ZM187 188V189H186ZM221 188V189H220ZM234 188V189H233ZM237 188V189H236ZM241 188V189H240ZM243 188H244V190H243ZM27 189V190H26ZM33 189V190H32ZM35 189V190H34ZM58 189V190H57ZM64 189V190H63ZM70 189V190H69ZM73 189V190H72ZM79 189H82L81 190V192L82 193H80V190ZM86 189H89V188H85L84 189V191L86 190ZM91 189V188H90ZM121 189V190H120ZM168 189V188H167ZM168 189V190H169ZM222 189H223V192L222 193H219V192H221L222 191ZM224 189H227L226 191L224 190ZM128 190V192H130ZM187 190V191H188ZM219 190H221V191H219ZM245 190H246V193H245ZM247 190H248V192H247ZM259 190V191H258ZM261 190V191H260ZM23 192H24V190H22ZM65 191L66 192H70V193H65ZM112 191H114V190H112L111 189V192ZM135 191H133V192H135ZM226 192V194H225V192ZM235 191V192H234ZM244 193H243V192ZM57 192V193H58ZM77 192V193H76ZM133 192H131V193H133ZM228 192V193H227ZM234 192V193H233ZM241 192H242V194H241ZM85 193V196L84 197H86L87 196V198L88 199H83L82 197H83V194ZM215 193V194H214ZM223 194L224 196H222V195H219V194ZM229 193H231V195L234 197H232ZM236 193H240L239 195L241 196H239L238 194H236ZM263 193H261L262 195H263ZM62 194H60V196H62ZM71 194L73 195V196H71ZM77 194V195H76ZM124 194V193H123ZM123 194H122V196H123ZM232 197V198H228V196L229 195ZM235 196H234V195ZM243 194H245V195H243ZM250 194V193H249ZM251 194H252V192H251ZM250 194V195H251ZM59 195V194H58ZM108 195V194H107ZM227 195V196H226ZM248 195V196H247ZM261 195V196H262ZM109 197H111L112 195L111 194H109L108 195ZM209 196V197H208ZM246 196H247V198L249 199H247L246 198ZM261 196H260V198H261ZM63 197H64V195H63ZM76 197V198H75ZM172 196H170V197H168V198H166L167 200V208H168V206H170L168 209L169 210H171L170 208H172L173 210L175 209V207H177L176 205H177V203H175V205H174V203L172 204L173 206H171L170 204H169V202H171V200H174V197H172ZM240 197V198H239ZM245 197V198H244ZM79 198H80V200H79ZM82 198V199H81ZM117 198V197H116ZM121 198H123L122 200L123 201H121L120 199ZM126 198V199H125ZM242 198V200L243 199H245V200H243V202H242V200L240 201V199ZM128 199V200H127ZM171 199V200H170ZM83 200V201H82ZM126 200V201H125ZM260 200V201H259ZM256 199V203H258V201L260 202V203H258V204H256V206H255V202L254 203H249L248 205L251 207L252 205H254V206H252L253 207V209L255 208V209H257L258 210V212L259 211H261L260 213H262L261 215H258L259 213L258 212H253V213H255V214H253V213H251V214H253L254 216H250V218H246L245 220H244V224L243 225H241V228L240 229H238L239 227H238V225L236 224L237 222H234V220L232 221V219H235V221H236V219H238V217L236 218V216H237V214H235V215H233V216H227V218L226 219H229V220H226V222L228 221L229 223H227V227H229L231 230H232V232L234 231V234L236 233V235L238 234L239 235V233H237V229H238V231L239 230H244L243 232H241L240 231V235H241V237L243 238L244 237V232H245V229H242L243 227H245L246 228V231H250L251 233H253V234H251L252 236H253V238H251L252 236H250V234L249 235H247L248 233H250V232H248L247 234H245V235H247V237L245 236V239L243 240L244 241V244H246L247 243V239H248V237H250L252 240L253 239H256L257 238V235H258V238L256 239L257 241L258 240H263V242L262 241H259V242H262V244L264 245V195H263V198L262 199ZM89 203H88V202ZM93 201H94V199H93ZM166 201H165V203H166ZM169 201V202H168ZM175 202H176V200H174ZM251 201V200H250ZM263 201V202H262ZM79 202V203H78ZM124 202V204H122ZM127 202H129V203H127ZM185 202H187L186 203V205L184 204ZM185 202H182L181 204H182V208H184V205H185V207L186 208H188V207H190V208H192V207H194L195 206V208H192V211L195 213L196 211V209L198 210L199 209V207L200 206H196V205H194V206H192L193 205V202H191V201H189L188 202V200L187 201H185ZM88 203V204H87ZM90 204V205H89ZM92 204V205H91ZM106 204V205H105ZM117 204H118V206H117ZM130 204V205H129ZM136 204V205H135ZM169 204V205H168ZM251 204V205H250ZM124 205V206H123ZM125 205H127L128 207H125ZM134 205L136 206V207H134ZM166 205V204H165ZM260 205V206H259ZM262 205V206H261ZM90 206V207H89ZM96 207V208H92V207ZM121 206H123V208L126 210V208H127V210L126 211H129V213L131 212L133 215H129V213L128 212H126V215L124 214H122L123 215V217H125V219H122L123 217H121V214H119V213H121V211H122V208H121ZM130 206H132V208H134V209H132V208H130ZM140 206V207H139ZM153 206L154 207H156L155 206V204H153ZM238 206V207H237ZM244 206V207H243ZM247 206V205H246ZM249 206H247V207H249ZM110 207V208H109ZM114 207H117V208H114ZM247 207H245V208H247ZM249 207V208H250ZM252 207H251V209H252ZM261 209H260V208ZM263 207V208H262ZM112 208H114L115 210H118V215L116 214V216H114L115 215V212H114V214H113V216L115 217V219H113L112 220V214L110 215L109 213H113V211H111L112 210ZM136 208V209H135ZM138 208V209H137ZM260 210H259V209ZM83 209V210H82ZM85 209H89V212L87 211V210H85ZM97 211H96V210ZM106 209H108V212H106L107 210ZM111 209V210H110ZM121 209V210H120ZM124 209H123V212H124ZM195 209V210H194ZM232 209V208H231ZM91 210V211H90ZM93 210V211H92ZM109 210H110V212H109ZM131 210H134V213H137V215H135V216H137V217H135L134 218V213L131 211ZM136 210V211H135ZM256 210V211H257ZM263 210V211H262ZM24 211H28V215L30 214V213H32L33 212V210H30L29 211V209L27 210V209H25ZM32 211V212H31ZM71 211V210H70ZM87 211V212H86ZM96 211V212H95ZM35 212V211H34ZM90 212H91V214H90ZM122 212V213H123ZM27 213V212H26ZM95 213V214H94ZM102 213H100V214H102ZM130 213V214H131ZM194 213H192V215L194 214ZM8 215H10L9 213H7ZM34 214V213H33ZM47 214H43L44 216H43V218H45V219H43V221L44 220H49V222H50V217L51 216H49V215H47ZM74 214V215H73ZM80 214L82 215V216H80ZM87 214H89V215H87ZM108 214H109V217H111V218H108ZM127 214H128V216H130L129 218H131L132 216V220H129V219H127V221H126V218L128 217L127 216ZM173 214V213H172ZM250 214V215H251ZM27 215V214H26ZM25 215V216H26ZM26 216L27 218H29V216ZM32 215V214H31ZM47 215V216H46ZM76 215V216H75ZM80 217H79V216ZM84 215V216H83ZM119 215H120V217H119ZM192 215H189L188 217H185L186 219H183L184 217H180V218H178V220L179 219H181V220H179V221H182L183 222V224L185 225V226H187V230L186 229H184V232H186V233H184L185 235H184V237H183V241H181L183 244H181V246H179V251L181 250V252H182V254L184 253L185 255L187 254H189L188 256H185V257H188L189 258V256H192L193 254H196V253H198V252H195V249L197 250V249H201V247H197V248H194V250H192L191 248H189V246H190V244H188V242L190 241H192L191 239L193 238V236L191 235L190 236V234H192L191 232H192V230H190L189 228L191 227V224L194 222V221H198V222H202V220H204V218H202V217H197V214H194L193 216ZM76 218H75V217ZM127 216V217H126ZM138 216H139V221H141V222H137L138 221ZM191 216V217H190ZM75 220L74 222H76V223H74L73 222V220H71L72 218ZM80 219H79V218ZM116 217H118V218H120V219H118V221L119 220H121V221H116ZM174 217H176L177 218V216H174ZM174 217H170V219L172 220V221H174ZM229 217V218H228ZM255 217H256V219H255ZM49 218V219H48ZM78 218V219H77ZM84 218V219H83ZM141 218V219H140ZM175 218V219H176ZM195 218H197V219H195ZM232 218V219H231ZM22 219V218H21ZM42 219V218H41ZM52 219H51V221H52ZM109 220V222H108V220ZM137 219V220H136ZM164 219V218H163ZM193 219V220H192ZM199 219H201V221H199ZM250 219V220H249ZM63 220L65 221V222H63ZM77 220V221H76ZM81 220V221H80ZM129 220V221H128ZM148 220V221H147ZM184 220H186L185 222H184ZM188 220H189V222H188ZM247 220V221H246ZM252 220V221H251ZM69 221L71 222V223H69ZM106 221L108 222V223H106ZM117 222V224L119 223V225H117V224H115L116 222ZM123 221H126L127 223L125 224V222H124V224H123ZM134 221V223H132ZM150 221H151V223H150ZM156 222V224L154 223L153 224V222ZM176 221V220H175ZM23 222V221H22ZM39 222L40 221H38V225H37V227H38V229H40V228H43V230L42 229H40V234H42V233H44V231H45V229L44 228H49V227H55V224H53V225H51V223L52 222H46L45 221V223H43L42 222V220H41V222L42 223H40L41 224V226H39ZM69 224H68V223ZM94 222V221H93ZM112 224H111V223ZM136 222H137V224H139L140 226H138V225H134V224H136ZM143 222L145 223L144 225H142L143 224ZM233 222H234V224H235V226H236V228H235V226H232L233 225ZM63 223H64V225H63ZM72 223H74V224H72ZM79 223V227H78V224ZM110 223V224H109ZM141 223V224H140ZM150 223V224H149ZM247 223V224H246ZM22 224H24V223H22ZM57 224V223H56ZM57 224V225H58ZM94 224H101L102 225V228H100V226L101 225H94ZM106 224H109V225H106V226H108V227H104ZM113 224H115V225H113ZM187 224V225H186ZM249 224V225H248ZM10 224H8V226H9ZM66 225V226H67ZM72 225V226H71ZM127 225V226H128ZM149 225V226H148ZM161 225V224H160ZM190 225V226H189ZM24 226V225H23ZM114 226H115V228H114ZM119 226V227H118ZM128 226V227H129ZM132 226V227H133ZM184 226V227H185ZM239 226H240V224H239ZM243 226V227H242ZM253 226V227H252ZM20 227H22V225L20 226ZM37 227L35 226V232L33 231L34 230V227H32L31 229H29L28 230V232L29 231H32V232H34L35 234H37V233H39V231H38V229H37ZM51 227V228H52ZM152 227V228H151ZM211 227V226H210ZM209 227V228H210ZM219 227L220 226H218V227H216L215 229L217 230V231H220L219 230ZM232 227V228H231ZM252 227V228H251ZM51 228H49V229H47L46 231H49ZM103 228H104V230H103ZM114 228V229H113ZM149 228H151V229H149ZM206 227H204L203 229H205ZM218 228V229H217ZM249 230H248V229ZM36 229H37V231L38 232H36ZM82 229H84V230H82ZM113 229V230H112ZM211 229H214V228H212L211 227ZM214 229V230H215ZM228 229V228H227ZM230 229H228V231L230 230ZM234 229V230H233ZM252 229V230H251ZM257 230V229H259L258 231H255V230ZM109 230V231H108ZM186 230V231H185ZM231 230H230V232H231ZM236 230V231H235ZM41 231H42V233H41ZM45 231V233H47ZM154 231V232H155ZM164 231H162V232H164ZM189 231H191V232H189ZM231 232V233H232ZM256 232H257V235H256ZM29 233H31V232H29ZM33 233V234H34ZM82 233H85V235L83 234V236H84V240H85V242H83L84 240L82 239L81 240V234ZM158 233H160V234H158ZM190 233V234H189ZM162 234H164V235H162ZM233 234V237L235 238H233L232 237V240L234 239L235 240V242L237 241H239L240 240V242H236L237 244H238V246L239 245H241V243L243 242L242 240H241V238H238L237 239V237H240V236H236V235H234ZM259 235H261V236H259ZM159 236V237H158ZM256 236V238H254ZM103 237H108V235H106V236H103ZM259 237H262V238H259ZM83 238V237H82ZM156 238V239H155ZM185 238H187V239H185ZM247 238V239H246ZM249 238V240H251ZM62 239V238H61ZM81 241H80V240ZM106 239V238H105ZM196 239H198V237H196ZM248 240V241H249ZM59 241V240H58ZM62 241V240H61ZM106 240H102V244H104L105 243V248H106V250H103V252H102V250H100V251H97V250H99V249H91V252H89L88 254H89V257H90V259L92 260V264H104V262H102V261H110V260H113V261H123L124 259H125V255L124 256H122L123 255V253L124 252H122V251H120V249H118L119 251H117V250H112L111 249V247H112V245L113 244H110V246H109V243H111V241H108L107 240V242H105ZM187 241V242H186ZM255 240H253V241H250V243L248 242V245H246V246H244V248H243V246L240 248V247H238V249L239 250H237V252L236 253H238V254H242V253H249V250H250V253H251V251H253L254 250V246H252V245H255L256 243L254 242ZM77 242V243H78ZM83 242V243H82ZM189 242V243H190ZM251 242H252V245H250L249 246V244H251ZM258 242V243H259ZM63 243V242H62ZM106 243H108V244H106ZM257 243V244H258ZM58 244V243H57ZM157 244H158V246H157ZM160 244V245H161ZM243 244V245H244ZM261 244V243H260ZM260 245L261 246V249L259 248V252H260V250H261V252H263L264 250V247H263V245ZM23 245V244H22ZM156 245V246H155ZM188 246V247H187ZM248 246V247H247ZM186 247V248H185ZM245 247H246V249H245ZM249 247L251 248V249H249ZM254 247V248H253ZM108 248V249H107ZM188 248V249H187ZM248 248V249H247ZM252 248H253V250H252ZM191 249V250H190ZM186 250V251H185ZM245 250V251H244ZM200 251V250H199ZM201 251H203V252H205L206 250H201ZM181 252H179V254H181ZM259 252H258V254H259ZM122 256H120L119 254ZM122 253V254H121ZM201 253V252H200ZM181 254V255H182ZM183 254V255H184ZM261 254V253H260ZM264 256V254H261V256ZM92 256V257H91ZM24 259V258H23ZM121 259V260H120ZM140 259V258H139ZM27 260V259H26ZM99 260H101V262L99 263ZM27 261H29V262H27V263H24V264H33V263H35V264H41V263H37V262H30V260H27ZM98 261V262H97ZM26 262V261H25ZM141 263H142V260H141ZM243 263V262H242ZM245 264H247V262H244ZM142 264H157V263H155L154 261L153 262H143ZM170 264H177V263H175V262H171ZM239 264H241V262L239 263Z\"/></svg>",
    "mask_w": 264,
    "mask_h": 264
}]
</instances>
